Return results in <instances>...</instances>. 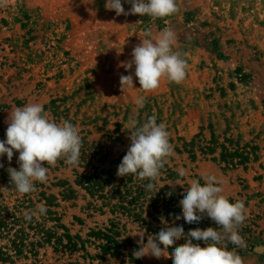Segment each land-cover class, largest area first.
<instances>
[{
    "label": "rangeland",
    "instance_id": "rangeland-1",
    "mask_svg": "<svg viewBox=\"0 0 264 264\" xmlns=\"http://www.w3.org/2000/svg\"><path fill=\"white\" fill-rule=\"evenodd\" d=\"M105 3L7 0L0 7V140H6L9 113L28 103L42 104L57 123L77 126L82 140L78 166L63 159L45 164L47 182H35L36 190L28 194L18 193L7 171L19 170V153L14 150L11 162L0 156V213L21 221L12 235L21 229L26 235L21 256L6 251L10 236L0 239V249L14 264H129L103 256L99 247L106 243L92 232L116 224L121 239L137 247L140 237L134 234L144 232L145 244L151 235L92 198L78 186V175L97 168L117 173L130 146L128 121L142 124L155 115L157 124L166 125L174 150L157 187L184 194L193 180L203 185L205 175L216 176L230 202L245 204L246 219L238 229L245 246L225 242L243 264H264V0H176L174 14L156 19L117 16ZM122 6L126 12L131 8L127 0ZM166 27L175 33L173 51L186 61V76L179 84L162 78L158 89L145 92L135 66L126 70L122 62L132 59L146 30L155 40ZM129 74L134 88L122 91L120 76ZM141 96L145 104L138 107L135 99ZM213 138L247 149L254 154L250 164L228 168L220 151L203 155L202 146ZM169 171L184 175L170 179ZM40 205L47 213L27 221L25 212ZM6 223L11 228L14 219ZM66 235L81 239L77 252L58 247L59 240L68 243ZM179 245L178 240L169 253ZM140 262L172 264V259L144 256Z\"/></svg>",
    "mask_w": 264,
    "mask_h": 264
},
{
    "label": "clouds",
    "instance_id": "clouds-1",
    "mask_svg": "<svg viewBox=\"0 0 264 264\" xmlns=\"http://www.w3.org/2000/svg\"><path fill=\"white\" fill-rule=\"evenodd\" d=\"M131 4L128 12L122 6V0H106L105 8L114 10L116 15L149 16L153 19L164 18L174 14L178 9L176 0H127ZM7 0H0V7L6 6ZM141 43L133 48L132 59L122 62L126 70L135 66L134 76L138 79L139 88L145 92H152L159 88L162 78L169 82L181 83L186 76V61L178 52L173 51L176 43L175 33L166 27L153 40L151 30L145 31ZM122 91L134 88L133 75H121ZM145 97L135 99L138 107H143ZM6 140H0V156L6 154L12 161L14 150L19 153V170L7 169L10 182L20 194L34 192L35 182L46 183L48 168L45 164L55 165L63 159L70 166H78L82 140L79 128L67 120L59 123L49 119L44 107L40 103H28L16 107L9 113L6 121ZM130 146L118 165L116 175L126 177L135 175L140 180H147L146 190L155 189L161 170L167 159L173 155V147L169 142V133L164 123L157 124L153 115L146 122L140 123L136 119L128 121ZM3 167V164H0ZM180 175H184L183 172ZM204 184L193 180L185 190L183 199L179 201L182 216H175L176 220L183 219L188 224L199 223L204 215L215 222L217 227L207 229L196 228L185 235L182 226H168L161 229L155 236H149L144 242V232L137 233L138 249L133 255L136 259L144 256L171 258L172 264H243L237 252L228 250L225 240L237 247H244L245 242L239 234V227L246 219L245 204L242 200L234 203L223 195V188L219 186L217 177L208 174L203 177ZM47 208L38 206L37 210L25 212V219L31 221L33 216L45 215ZM185 243L175 247L171 253L168 249L180 239ZM194 241H203L201 247ZM160 245H163L161 247Z\"/></svg>",
    "mask_w": 264,
    "mask_h": 264
},
{
    "label": "trees",
    "instance_id": "trees-1",
    "mask_svg": "<svg viewBox=\"0 0 264 264\" xmlns=\"http://www.w3.org/2000/svg\"><path fill=\"white\" fill-rule=\"evenodd\" d=\"M227 144H230V147ZM194 149L195 147H193V151ZM218 151L221 152L220 162L228 168L246 167L250 164L252 156H254V154L247 152V149L234 148L230 142L220 145L216 138H213L206 146H202L201 153L205 156H213ZM168 177L177 180L181 176L169 171ZM147 183V180H140L132 174L118 178L114 171L100 170L98 168L94 169L93 174L78 175V186L84 188L92 198L102 202L105 208H110L113 215L127 216L140 224L151 236H155L161 229L165 228V223H162V220L166 221L168 226H182L185 235L196 228L202 230L208 227L218 228L215 222L206 215L199 223L188 224L183 219L176 220L175 216H182V208L179 205V201L183 199V192L173 191L169 187L158 188L156 181L154 182L156 185L155 189L148 191L145 187ZM14 217L15 215L13 214L4 216L0 213V239L10 236L9 243L11 248L6 251L14 252L16 256H21L26 235L23 229L16 231L13 235L11 234L15 226L21 222ZM7 218L14 219L13 227H8ZM117 229V225L112 224L109 229L92 232L91 235L93 237L106 243L99 247L103 256L109 255L112 258H124L128 260L129 264H141L140 259H136L133 255L138 247L131 240H122L121 234L117 232ZM48 237V235L44 236L45 239H48ZM64 237L68 240V243L64 245L59 240L58 247L63 251L77 252L81 239L72 238L69 235ZM179 242L181 245L185 243V240L182 238ZM194 243H199L201 247L206 246L203 241H194ZM225 244L228 250H232L231 244L228 242H225ZM129 250L132 251L130 252ZM6 251L0 249V264H14L13 258Z\"/></svg>",
    "mask_w": 264,
    "mask_h": 264
}]
</instances>
